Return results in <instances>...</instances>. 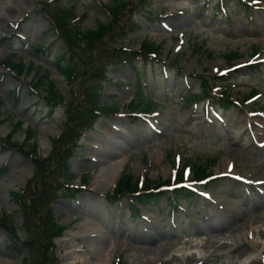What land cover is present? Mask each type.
<instances>
[{
  "label": "rangeland",
  "instance_id": "obj_1",
  "mask_svg": "<svg viewBox=\"0 0 264 264\" xmlns=\"http://www.w3.org/2000/svg\"><path fill=\"white\" fill-rule=\"evenodd\" d=\"M14 1L12 15L16 17L0 22V121L11 115L24 129L34 130L39 156L51 154L53 158L49 174H57V186L63 180V162L50 153L49 141L63 131L64 104L50 112L44 93L32 92L35 72L18 77L1 62L15 55L26 66L30 62L41 65L65 104L71 97L75 100L71 96L75 86L71 89L55 73V55L64 46L56 34L47 31L48 15L57 5H72L81 28L91 29L106 23L102 8L114 0H34L23 13L16 6L26 8L31 1H22L21 6ZM146 1L149 14L138 19L140 29L131 37L130 49L137 50L145 39L160 45V63L136 60L135 68L109 69L103 100L116 102L118 111L88 125L92 131L80 139L78 154L83 157L69 162L78 178L71 187H79L75 198L59 187L46 205L42 204L45 198L40 202L38 218L48 222V207L67 226L53 240L52 256L58 264H108L104 249L100 250L107 246L113 249L109 264L118 260L122 264H250L253 260L264 264V0ZM0 9L5 14V8ZM37 44L51 52L36 51ZM136 71L143 77L141 93L134 96ZM14 90L20 94L18 102L11 94ZM204 94L209 99L185 104L187 96ZM135 97L140 99L133 104L134 112L150 117L129 116L127 104ZM229 99L233 105L220 107ZM9 131L7 122L1 124L0 140ZM23 138V132H17L13 142L21 143ZM2 149L0 143V214L9 215L22 236L20 213L8 193L25 188L22 172L31 177L33 166L24 150ZM103 159L121 163L117 179L124 171L150 187L171 184V178L186 165L213 180L195 189L191 198L177 199V208H170L173 201L162 195L156 202L138 206L136 214L130 208L135 197L115 204L106 201L116 182L111 183L114 174L98 178ZM91 232L96 240L86 239ZM67 249L78 250L74 260ZM27 257L25 250L10 246L0 229V259L22 264Z\"/></svg>",
  "mask_w": 264,
  "mask_h": 264
},
{
  "label": "trees",
  "instance_id": "obj_2",
  "mask_svg": "<svg viewBox=\"0 0 264 264\" xmlns=\"http://www.w3.org/2000/svg\"><path fill=\"white\" fill-rule=\"evenodd\" d=\"M142 0H131L129 2H124L121 0H116L112 2L110 6H107V9L110 13V22L108 24H99L96 28L87 31H80L79 28L75 27V30L70 27L68 24L69 20L74 18L73 13H69L68 11L61 10L58 8L55 11V21L57 26L62 34V39L65 41L66 44V52L62 54L58 60V69L60 72L65 74L66 78L71 76L72 72L78 67V62L76 56L74 57V51L76 49H81L85 52L84 60H83V68L80 71V74L83 77L88 76L89 79L94 81L101 80V78H105L106 76V65L113 61H127L131 62L132 57L134 56L133 53L123 50L124 45L120 44L119 46L111 45V48H107L104 44V39L111 37L117 29H120L122 33H124L125 28H131V15L127 16L129 12L135 10H140V5L137 8V5L141 3ZM70 17V18H68ZM118 35H121L119 33ZM117 43V42H116ZM146 50V54L143 53L144 56L148 55L151 51H156L150 45L143 44L142 50ZM67 61V62H66ZM16 68L21 71V64L16 65ZM42 78H45L44 76ZM100 82V81H99ZM40 83L44 85L46 92L49 93L50 96H54V90L52 85L46 81L41 80ZM97 96V91L92 94H85V101L87 102L88 106L85 107H76L75 113L71 114V127H69V133L74 132L75 128V135H77V131L86 124L91 118L95 117L93 113L95 109L97 111H110V108L107 106H99L95 100H99L98 98H94ZM58 100L57 98H53L52 101ZM131 105V104H130ZM114 110V109H113ZM69 139V138H68ZM34 152V150L32 149ZM65 164V163H64ZM37 169L40 167L36 164ZM66 166V164H65ZM43 168V167H42ZM44 174H39L40 180L37 176L36 181L34 182V191L32 192V200L29 205H26V212L28 214H37L39 213L40 202L45 198L49 199L51 197V184H48V178L43 176ZM196 178L200 179L203 177V174H196ZM200 175V176H199ZM72 178V176H71ZM138 189V184L136 180H133L129 175H123L118 183L117 188L115 189L114 195L118 199L124 197V195H131L134 194ZM147 186H144L143 195L139 196L138 199L142 204H147L149 200H154L157 195L151 194L147 190ZM178 194L182 195V192H178ZM35 217V215H34ZM38 225L35 224L34 218H30L27 222L28 225L32 224L33 229L36 228L38 232H36L37 241H49V237H52L55 230H59L55 225L50 226L49 222L44 223L39 218ZM0 226L5 228H10V224L7 223L6 218L0 217Z\"/></svg>",
  "mask_w": 264,
  "mask_h": 264
},
{
  "label": "bare ground",
  "instance_id": "obj_3",
  "mask_svg": "<svg viewBox=\"0 0 264 264\" xmlns=\"http://www.w3.org/2000/svg\"><path fill=\"white\" fill-rule=\"evenodd\" d=\"M18 1V2H17ZM17 1H14V3L18 6H21L22 5V1L24 2L25 0H17ZM31 1V4L28 3V0H27V3L29 6H26L25 8V5L21 6V7H17V10H21L22 13L25 12L27 9H29L30 7H32L33 3H34V0H30ZM0 6L1 7H4L5 8V14H3V12L1 11L2 9H0V22L2 21H6V19L8 18H11V17H16V15H12V11L13 9L15 8L14 5L12 4V0H0ZM10 14H7L9 13ZM17 12V11H16ZM22 15V14H21ZM8 16V17H6ZM22 17V16H21ZM20 17V18H21ZM1 18H2V21H1ZM20 18L18 17L17 19H15L16 22H18L20 20ZM15 22V23H16ZM121 167V163L119 162H112V163H108L107 162V159H103L102 162H101V170L99 171V174H98V178H101V179H104V177L107 176V174H114V178H112L111 180V183L115 182L116 180V176L117 174H119V171L121 170L120 169ZM120 169V170H119ZM24 175V176H23ZM111 175V177H112ZM22 176H23V182L25 183L26 180L30 177V176H25L24 172H22ZM104 176V177H103ZM20 180V179H19ZM22 181V180H21ZM22 182V183H23ZM92 233H95V232H91V233H87L88 237L86 239H92V240H96V238L93 237V234ZM69 234V233H68ZM67 235V234H66ZM71 238L73 237L72 235H70ZM69 243V241H68ZM98 243V242H97ZM99 245V244H98ZM101 249H104L102 252H105L106 253V257H108V264L111 262V257H112V251L113 249L111 250H108V247L105 246L103 248L100 247V250ZM68 252V256L70 259H75V255H73V250L72 249H67ZM76 252V250H75ZM148 252V251H147ZM259 262L257 260H253L252 262H250V264H258ZM0 264H10L8 261L6 260H2L0 259Z\"/></svg>",
  "mask_w": 264,
  "mask_h": 264
}]
</instances>
